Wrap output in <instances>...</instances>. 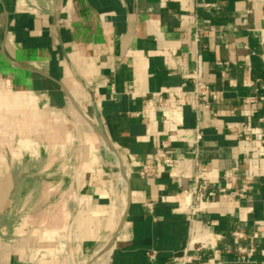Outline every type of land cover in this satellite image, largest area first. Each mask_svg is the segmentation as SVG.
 Here are the masks:
<instances>
[{
	"label": "crops",
	"instance_id": "obj_1",
	"mask_svg": "<svg viewBox=\"0 0 264 264\" xmlns=\"http://www.w3.org/2000/svg\"><path fill=\"white\" fill-rule=\"evenodd\" d=\"M193 72L217 97L190 226ZM159 96L181 107L176 132ZM263 142L264 0H0V264H179L187 246L195 264H241L238 245L264 264Z\"/></svg>",
	"mask_w": 264,
	"mask_h": 264
},
{
	"label": "built area",
	"instance_id": "obj_2",
	"mask_svg": "<svg viewBox=\"0 0 264 264\" xmlns=\"http://www.w3.org/2000/svg\"><path fill=\"white\" fill-rule=\"evenodd\" d=\"M195 2H199L200 0H194ZM205 6H209V4H206ZM197 39L199 37H196ZM192 79V87L189 92V94L193 98L192 102V108L197 116V125L194 128L195 136L193 139V144L195 145V155L193 158V167H194V173H193V180L192 184L189 188L181 190V197L183 202L184 210L186 211V216L189 225L191 226L197 217L200 215V202L204 194L208 190L209 181L206 177L207 172V166L200 160L199 158V152L198 147L199 143L201 141V132H200V114L204 111L210 110L209 104L207 102L208 98H211L213 100L216 99L217 93L215 90H212L208 84L205 82H202L197 72H193L191 74ZM256 101L255 98H249L245 102L248 103H254ZM73 103V101H71ZM153 105L158 108L162 113V129L165 132H176L178 130V119L177 114H179V109L181 107H175V108H167L163 105L162 98L159 96L157 100L153 103ZM216 116V114H213ZM239 137L244 138L245 140L249 139V136H243L242 133L237 134ZM167 143L163 142L162 146L159 150L156 151L157 154H163V150L167 147ZM261 151L264 149V142L263 145L259 148ZM243 161H246V158L243 159ZM164 162L166 164L171 163V159L169 157H165ZM153 170L146 166L142 169L141 175L144 176L148 172H152ZM126 173V171H125ZM233 177V172L230 170L226 174V181L231 182ZM124 182L128 183L127 175L125 178L122 179ZM249 183L245 182L242 184V186L238 190H234L229 193L231 197L244 199L245 198V191L248 189ZM232 237L235 240H240L246 238V235L243 234L240 231H234L232 233ZM253 238H257L258 234L254 233ZM237 253L239 254V263L241 264H254L252 261V253L254 252L253 248H246L244 246L238 245L236 247ZM150 259H154V254L152 253L150 255ZM180 263L179 264H195L193 261V256L189 254L188 246L183 250L182 255L180 257Z\"/></svg>",
	"mask_w": 264,
	"mask_h": 264
},
{
	"label": "bare ground",
	"instance_id": "obj_3",
	"mask_svg": "<svg viewBox=\"0 0 264 264\" xmlns=\"http://www.w3.org/2000/svg\"><path fill=\"white\" fill-rule=\"evenodd\" d=\"M99 135L101 136L102 141H103V143H104V144H102L103 149H105V150H110L111 153L114 154L115 151L113 150V148H112L111 144L109 143V141L107 140V138H106L102 133H100ZM104 140L107 141V145L105 144V141H104ZM117 164H118L119 170H124V171H122V172H123L122 179H123V178H125V176H126L125 169H124V167L122 166L121 162H118Z\"/></svg>",
	"mask_w": 264,
	"mask_h": 264
}]
</instances>
